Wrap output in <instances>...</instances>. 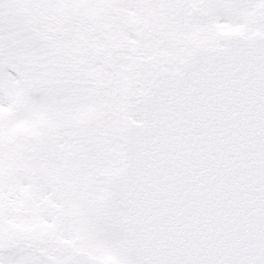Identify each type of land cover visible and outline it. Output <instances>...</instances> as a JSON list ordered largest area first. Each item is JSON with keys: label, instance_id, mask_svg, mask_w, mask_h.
Masks as SVG:
<instances>
[{"label": "snow or ice", "instance_id": "1", "mask_svg": "<svg viewBox=\"0 0 264 264\" xmlns=\"http://www.w3.org/2000/svg\"><path fill=\"white\" fill-rule=\"evenodd\" d=\"M0 264H264V0H0Z\"/></svg>", "mask_w": 264, "mask_h": 264}]
</instances>
